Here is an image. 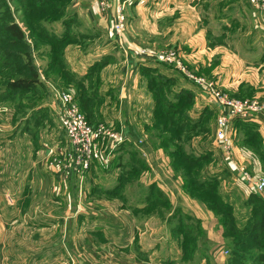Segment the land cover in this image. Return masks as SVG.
Returning a JSON list of instances; mask_svg holds the SVG:
<instances>
[{"label": "crops", "instance_id": "0c3cea01", "mask_svg": "<svg viewBox=\"0 0 264 264\" xmlns=\"http://www.w3.org/2000/svg\"><path fill=\"white\" fill-rule=\"evenodd\" d=\"M244 3L249 10L253 11L250 0H114L104 9L101 8L98 0H72L68 9L72 15L71 22L67 25L63 21L55 22V29L52 30L60 35L65 31L64 28L70 25L72 29L75 27L77 33L80 32L78 34L80 37L74 36L73 41L66 42L62 54L70 74L75 79H80L83 85L80 86L73 81L67 82L57 73L46 70L49 49L47 46L39 47L36 49L37 56L34 55L36 57L34 63L38 68L41 85H37L34 94L30 96V99H34L33 102L38 100L31 109L30 117L32 118H26V125L19 130L16 125L12 128L5 125L8 118L0 114V166L12 165L14 168L17 154L32 160V164H29L27 179L35 188L29 190V195L33 198H41L40 206L46 207L45 216L49 221L20 222L36 227L37 232L33 236L29 235V238H22L29 239L27 247L22 250L14 249L17 248L21 239H17L15 233L7 239L0 240V249H13L0 252V264H163L167 260L170 264H205V260L211 259L214 255L211 250L202 248L197 249L189 260L184 259L180 247L181 239L177 238L178 236L175 238L170 236L167 239L165 233L160 232L162 223L165 224L167 220L161 219L159 222H154L152 221L154 214H145L149 199L157 195L155 194L157 189L163 196L164 203H170L172 200L173 191L170 190L168 183V186L164 183L159 184L160 180L163 181L162 177L159 179L158 176L155 178L152 176L151 179H147V182L137 179L136 191L129 190L134 183L126 179V188L124 195L120 196L122 199L120 202L114 199L115 191H112L110 196L108 192H102L98 188L102 181H105L104 190L114 189L119 175L114 170L121 171L122 179L128 176L123 175V171L129 168L127 166L129 162L125 157L122 159V154L130 145H136L140 150L150 146L142 133L145 132V124L151 121L143 120L140 124L137 122L141 120V113L146 108L143 106L145 101L148 107L150 106L148 115L151 114V109L153 115L155 109L154 95L147 85L143 68L153 69V77L158 80L160 76L172 78L166 84H171L173 90L190 91L192 103L188 113L200 118L199 123L211 113L212 109L214 111L216 109L213 98L204 87L197 85L174 67L139 56L137 53L140 48L159 51L167 49L165 46H171L179 49L183 64L195 76L213 82L218 88L232 90L233 94H244L243 87H247L248 95L264 98V75L262 76L259 72V69L264 67V61L244 62L239 53L232 51L230 56L226 49V45L229 46L231 43L228 40L227 29L233 27V22L237 20L241 5ZM118 4L124 6V27L121 34H116L113 28L115 7ZM211 16L217 24L219 23L215 24V27L209 24ZM223 21L228 22V27H224ZM58 26L61 28L57 31ZM165 70L171 73H166ZM45 82L49 86L54 85L72 92L90 121H103L93 119L104 117V122L107 123L109 122L107 120H110L107 119L109 116L111 121L115 120L114 124H116L112 127L123 133L125 141L116 151L107 156L108 161L104 165V167L108 166L106 169L100 170L103 165L93 160L83 178H80L79 174L70 167L61 170L48 163L49 159L52 160L56 156L64 159L67 142L65 135H62L58 102ZM173 96L170 95V99L175 100ZM82 101L85 102L87 110ZM254 123L260 141L264 144V118ZM152 125L153 121L147 127ZM55 133L59 134L57 143L51 144L50 141ZM60 134L64 137V141L59 139ZM139 139L142 140L141 143H138ZM24 142L27 144L26 148ZM211 145L207 149L211 152V158L203 167V170L211 173L205 172L203 176H215L220 187L227 183L225 188L221 187L218 191L232 205L233 213L237 217L235 198L239 196L242 201L241 206H246L245 198L252 191L236 173V168L239 163L247 162L248 169L256 174L261 170L260 163L255 154L248 152L247 145H236L232 149V162L221 158L222 168L214 167L215 169L207 170L217 160L216 158L225 157L216 142H212ZM21 146L25 149L22 154ZM137 159L142 162L139 156ZM168 165H171V161ZM148 169L145 166L142 169L143 173H146ZM233 171L237 174L235 177L232 176ZM167 174L172 176V180L168 178L169 181L166 182L179 183L176 202L186 198L191 200L184 192L183 175L175 174L170 169ZM8 176V181L15 179L13 172L8 173ZM0 179L4 177L0 176ZM85 179L88 181V187L83 188L81 182ZM27 192L23 191L22 195L25 193L27 195ZM0 196L1 201L12 205V199L6 191L1 193L0 190ZM85 196L89 198L86 199ZM53 205L61 208L65 217L62 214L59 216L50 214ZM175 206V212L185 211L184 204L178 203ZM70 209L77 216L81 215L83 218L80 219L81 223L87 221L89 226L87 225L84 229L87 230L88 235L87 233L74 235L70 231L74 223L66 216ZM155 212L156 215L162 216L164 210L156 209ZM166 213L172 212L166 210ZM247 216L248 214H245L243 221ZM171 217V215L168 216L169 223ZM15 222L17 221H7L5 228H13ZM38 229H61L62 235L59 238L43 237ZM124 229H130V231H124ZM90 230H93V235L98 232L108 233V231L112 234L102 237L93 236ZM169 232L176 235L181 233L172 226ZM36 233L39 236L35 237ZM220 236L223 243L221 231ZM32 238H38V243L35 244L39 249L31 247L30 239ZM211 241H213L212 246L220 245L214 238ZM215 259L217 261L218 258Z\"/></svg>", "mask_w": 264, "mask_h": 264}, {"label": "rangeland", "instance_id": "374dc122", "mask_svg": "<svg viewBox=\"0 0 264 264\" xmlns=\"http://www.w3.org/2000/svg\"><path fill=\"white\" fill-rule=\"evenodd\" d=\"M72 0H69V2L65 3V13L66 16L71 15V12L68 10L70 8ZM252 10L253 7L250 5ZM64 8L63 2L59 0H48L41 2V0H0V114L4 115L5 118H8V121L4 123L5 125H8V127H13L16 125L19 130L23 128L26 125V118H29L32 114V107L34 106L35 102L38 100H35L33 102V98L30 99V96L34 94L36 87L33 88H27V87H9L7 86V82L19 78V76H25L27 69L26 67L21 64V62L24 61V56L22 58V54L25 52H30L33 61L35 62V56L36 54V49L39 47H50L51 45H54L53 41L50 40V37H45L42 35H39L38 33L29 30L26 18L23 16L24 13L25 15L28 16L29 20L32 21V24L36 28L43 27L44 30H46L49 34L51 35H59V33H56L52 29H55V22L62 21V19H58V15L55 13L61 14V10ZM237 12V11H236ZM214 13V12H213ZM229 16V15H228ZM52 19V20H49ZM211 21H209L210 26H214L217 24V22L214 21L212 16L210 17ZM9 21H13L15 25L19 28V30L22 32L23 36L21 38L16 37L11 32H8L5 30L3 27L5 23H8ZM224 27H228V22L223 21ZM219 24V23H218ZM217 24V25H218ZM61 27L58 26L56 30L58 31ZM219 28V27H218ZM65 31L71 35V36H76L77 38L80 37L78 35L79 33L76 32L75 27L72 29V27L69 25L68 27L64 28ZM227 33L229 34L228 40L231 42L228 45H226V49L228 50L230 56L231 52L234 51V53H239L241 55V58H243L244 62H249L251 63H258V62H263L264 61V19L262 18V15L260 13H257L256 11H251L247 7V5L244 3L241 5V10L237 15V20L233 22V27H228ZM53 39V38H52ZM69 42V41H68ZM51 44V45H50ZM167 48H170L171 46H165ZM172 48V47H171ZM233 53V54H234ZM35 55V56H34ZM50 55L47 54V58H49ZM39 60V59H38ZM46 60V59H45ZM48 60V59H47ZM40 62V61H39ZM45 62V61H44ZM41 62V63H44ZM151 63V62H150ZM45 64V63H44ZM246 65V64H245ZM14 67V68H13ZM165 67V66H164ZM172 67V66H170ZM12 69H15L16 71L12 72ZM250 69V68H249ZM177 70V69H176ZM254 70V69H252ZM10 71V72H9ZM166 73H171L168 70H165ZM260 74L263 76L264 75V67L259 69ZM40 75H42L40 73ZM43 79V77H41ZM209 81V80H208ZM46 83V82H45ZM47 84V83H46ZM48 85V84H47ZM215 85V84H214ZM49 86V85H48ZM217 87V86H216ZM38 88V87H37ZM51 88V86H49ZM223 93L227 94L230 97H235V98H245V97H255V96H250L247 94V87H243L244 94H233L232 90L229 89H221L219 88ZM258 98V97H257ZM262 99V98H261ZM146 108L143 113H141V120L138 121V124L142 123L143 120L144 122L147 120H150L151 122L149 124H145V132L142 133V135L147 139L149 142L150 146H147L146 148H143V150H140L138 146L136 145H130L128 149L126 150V154L123 153L122 159L125 157L127 158V162L129 164L127 166H130L131 160L130 158L132 157H137L139 156L142 160V164H138L137 166L140 167V170L134 171L131 173V175H128L125 179H122L120 177L121 171L114 170V172H117L118 178L116 182V189L114 192V199L118 200L119 202L122 200L120 196L124 195V190H125V185H126V179L130 180V182H133V186L129 188L130 191H136L135 185L137 183V179H141L143 182H147V179H151L152 176L155 178L156 176L162 177L161 179L163 181H159V184L162 185H168L170 186V190L173 192V197L170 203H164L163 202V196L159 197L157 196L156 198H150L148 202V208L145 212V214H154V219L152 221H157L163 219L167 220L165 224L162 223V229L160 232L165 233V237L167 239L170 238V236H173L175 238H180L182 240L183 234H186L188 236H192L189 238L188 242H191L190 244H195V250L197 249H206L207 251L210 249L212 254H214L211 259L205 260V264H239L234 258H232V262L230 263L229 257L230 255V248L236 249L239 253L243 254V258L248 261V264H264V259H259L257 257V254L260 249L264 247V238H256V237H250V235H245V236H237V235H231L228 230H225L226 235H228V238L224 237L223 231L224 227L226 228V225H223L222 222L220 221L221 219L224 220L227 219L229 220L223 213L215 212L213 211L209 206L208 203L206 202V198H204V194L202 189H196L194 188L193 191L199 192L201 195L200 196H191L187 193L186 190L184 192L191 198L189 200L186 198V200H181L179 202H176V197L178 195V189L179 183L178 182H166L169 181L168 178L172 180V176H170L168 173V170L170 169L171 172L175 174H182L184 171L186 172L185 166L177 165L175 168L172 165H168L170 161H172V156L169 154V151H173L175 149V146L177 143L181 142V145L183 146L185 151H189L192 149V153L194 154H201L204 153L207 150L208 147L212 146V142H216L215 139V128H216V114L214 109L211 110V113L207 114L204 119L199 123L200 126H205L207 127V131L204 132H199L198 135L196 133H191V132H184L181 138L180 142H174V143H162V138L164 136H171V132H164L161 135L155 134V127L152 125L150 127H147L152 124V121L156 124V122H160V117L154 116L153 110L151 109V114L150 113V106L148 107L147 101L144 102V105ZM15 107V109H14ZM110 114V112H108ZM13 114V116H12ZM157 114L159 112L157 111ZM12 116V118H11ZM111 116H109L107 120L109 122L105 123L104 122V117L102 118H94L93 120H103V121H94L96 124L97 123H103V124H110L115 125L114 121H111ZM32 117H30L31 119ZM155 120V121H154ZM170 126V125H169ZM171 127V126H170ZM17 128V129H18ZM116 129L115 127H113ZM198 131V128L196 129ZM238 131L234 129V132H232V148L235 147L236 145H244L243 141L241 140ZM61 135V134H60ZM64 136V131L63 134ZM61 135V136H62ZM59 139H63L64 137L62 136ZM172 136L175 138L176 134H172ZM59 137V134H54L52 137L50 143L51 144H56L57 143V138ZM66 139V138H65ZM25 143V142H24ZM60 143V142H59ZM24 145V144H23ZM26 143H25V148H26ZM246 145V144H245ZM248 146V145H247ZM25 149L23 146L20 147L21 154L23 153ZM195 150V151H193ZM4 152V150H2ZM248 152H250L252 155H256L258 158V161L261 166V170L259 172H256L254 174L249 170V165L247 162L246 164L239 163L237 166V174L239 175V168L244 167L251 176L254 178H264V164L260 160V158L257 156L256 152L251 146H248ZM217 157V156H216ZM221 158L226 159V157H219L216 158L217 160L209 166L207 170H212L215 169H220L223 167L221 163ZM51 160H48V163ZM116 161V158H115ZM233 161V156H230V161ZM177 162L176 164H178ZM29 164H32V160L27 158V157H22L17 154V157H15V165L14 168L12 165H4L0 166V176H3L4 179H0V190L1 193L7 192L9 194V197L12 199V205H9L6 203V201H1V196H0V207H1V212H0V240L7 239L8 237H11L15 233V237L21 238L19 239V244L17 245V248H14L15 250H22L24 247L26 248L28 245L29 239L23 240L22 238H29V235H34L35 232H37V228L33 227L31 225H25L24 223L20 222H33V223H39V222H49L47 221L48 218L45 216V209L46 207L40 206V200L41 198L39 197H31L29 195V190L31 191V188L33 187L31 182H29V179H27V174L29 170ZM147 166L148 171L146 173H143L142 169ZM71 170L79 174L80 178H83L84 174L86 171H78L73 169V166H69ZM108 167V166H107ZM107 167H102V169H106ZM152 167L154 170L152 171ZM204 167V165H203ZM203 167L200 169H197V171L200 174H205L211 173L210 171L203 170ZM111 170V171H112ZM224 170V169H223ZM14 173L15 174V179L9 180L8 181V173ZM221 172V171H219ZM234 172V171H233ZM235 172L232 173L235 177L237 175ZM165 180H164V179ZM100 182V181H99ZM142 182V183H143ZM226 182V180L224 181ZM30 183V184H29ZM77 188L79 189L80 187V182H77ZM103 183V184H102ZM101 185H99L100 190L102 191L104 188V184H106L105 181H102ZM139 183V182H138ZM223 184V182H221ZM82 187L86 188L88 187V181L85 179L83 182H81ZM64 186V183H62ZM144 185V183H143ZM167 185V186H168ZM227 183H224L221 185L222 188H225ZM212 186V185H211ZM217 190H220V184L216 186ZM165 188V187H164ZM110 189V188H109ZM112 189V188H111ZM166 189V188H165ZM213 189V188H211ZM27 192L24 195H22L23 191ZM105 191H109L108 189H105ZM105 192V193H106ZM240 192V191H239ZM136 193V192H135ZM159 191L157 189L155 194H158ZM96 195V194H95ZM261 197L264 198V191L259 193ZM109 196V195H108ZM111 196V195H110ZM73 197H71L72 199ZM84 198H89L85 196ZM155 198V199H154ZM237 201V217L235 216V220L237 222V226H241L245 223L244 217L245 214L250 213L251 207L248 205L241 206L242 201L239 196L235 198ZM178 203L184 204L186 207L184 208L185 211L181 210L180 213L177 211L175 212V205ZM114 206V205H112ZM116 206V205H115ZM51 211L50 214H53L54 216H59L63 215L65 217V213H63L62 209L58 208L57 206L53 205L51 206ZM48 210L49 207H47ZM158 209H163L164 213H162V216L156 215L155 210ZM246 209V210H245ZM166 210H170L172 213H166ZM174 211V213H173ZM172 216L170 219L169 223V218L168 216ZM69 220H72L74 223H72L73 229L70 230L74 233V235L79 234V235H85V233L88 232L84 228H87V221L84 223H81L80 219H83L80 216H77L75 212H73L71 209L69 210L68 215H66ZM147 216V215H146ZM248 217V216H247ZM61 219V218H60ZM59 219V220H60ZM17 221L15 222V225L13 228L6 229L5 228V223L8 221ZM61 220H64L63 218ZM85 220V219H84ZM83 221V220H82ZM89 226V225H88ZM99 226V225H97ZM172 228H177L178 230L181 231L179 234L175 233H170V227ZM242 227V226H241ZM118 229V228H116ZM130 231V229H124V231ZM221 235L223 236V243L221 242V236H220V231ZM39 234L43 237H51V238H59L62 235V230L57 229V230H46V229H38ZM43 234H41V233ZM90 232L93 235V230H90ZM96 232V230H95ZM132 232V231H131ZM112 234L110 231L108 233L102 232V234L95 233L93 236H104V235H109ZM38 233L35 234V237L39 236ZM134 236L136 235L135 233L133 234ZM145 236V235H144ZM148 236V235H147ZM215 240V242H219V246H212L211 239ZM38 238H32L31 240V247L39 249L38 246H36L35 243H38ZM207 240V241H205ZM218 240V241H217ZM232 240L238 241L239 243L234 244L232 243ZM231 241V242H230ZM246 243V244H245ZM24 244V245H23ZM262 244V246H261ZM49 247H54L53 245H49ZM181 247V246H180ZM222 247V248H221ZM13 249L9 248H3L0 249V252H7L11 251ZM182 250V249H181ZM193 252V253H194ZM186 255H189V252L186 253ZM223 256V257H221ZM215 258H218L217 261ZM238 259V258H236ZM186 260H188L186 258ZM169 260L165 261L166 263ZM165 262L163 264H165ZM1 263V262H0ZM145 263V261H144ZM204 263V262H203Z\"/></svg>", "mask_w": 264, "mask_h": 264}, {"label": "trees", "instance_id": "16d2710c", "mask_svg": "<svg viewBox=\"0 0 264 264\" xmlns=\"http://www.w3.org/2000/svg\"><path fill=\"white\" fill-rule=\"evenodd\" d=\"M48 1V0H41V2ZM63 2L64 8L61 10V14L55 12L58 15V19H62L63 23L67 25L68 22H71L72 15H68V17H65V6L69 0H59ZM66 13V14H65ZM26 18L28 29L32 30L39 35L50 37L54 43V45H51L48 47V54L50 57L47 60V69L48 71H53L54 73H57L58 76L61 78L67 80V82L73 81L76 82L78 85H83L81 80H77L74 78L73 75L70 74L69 70L67 69L64 59H63V47L66 44L67 41H73L75 37L71 36L67 30L61 33L60 35H51L46 30H44L43 27L40 26V28L34 27L32 24V21L29 20L28 16L23 15ZM52 20V19H49ZM5 30L8 32L13 33L16 35V37L21 38L23 36L22 32L19 30V28L15 25L13 21H9L8 23H5L4 26ZM53 38V39H52ZM22 58L24 56V61L21 62L26 69L27 72L25 76H19V78L12 79L7 82V86L15 88V87H27V88H33L36 87L39 84V72L38 68L35 65L31 53L25 52L22 55ZM14 68V67H13ZM144 74H146L147 77V85L150 88V90L153 92L154 100H155V109H154V116L160 117V122H156V124L153 122V126L155 127V134L161 135L164 132H171V136L167 135L162 138V143H174V142H180L183 133L185 132H191L196 133L198 135L199 132H206L207 127L200 126L198 117H193L189 115L188 110L191 107V93L188 90H180L179 92L176 90L171 89V84H166L168 80H171L172 78H166V77H159V80L154 78L153 76V69H150L149 67L143 68ZM152 70V71H151ZM16 71L15 69H12V72ZM10 72V71H9ZM148 72V74L146 73ZM170 95H174L173 98L175 100L170 99ZM82 104L84 105L85 109L86 105L85 102L82 101ZM81 111L84 113V110L82 107L79 106ZM157 111L159 114H157ZM85 114V113H84ZM86 116V114H85ZM87 118V116H86ZM88 119V118H87ZM89 122H92L88 119ZM155 121V120H154ZM202 121V120H201ZM171 127H170V126ZM234 127L238 131L239 136L244 144L251 146L254 151L256 152L257 156L260 158V160L264 164V144L260 141V138L257 134L256 125L254 122L249 120H241L236 119L234 121ZM198 128V131L196 129ZM184 133V134H185ZM172 134H176L175 138L172 136ZM175 150L169 151V154L172 156L171 165L174 166V168L177 165H183L187 169L186 172L184 171L182 173L184 177V188L187 191V193L191 196H200L201 194L199 192L193 191L194 188L196 189H202L204 194V198H206V202L208 203V206L215 212L223 213L229 220L225 219L220 220L223 225H226V228L224 227L223 235L224 237L228 238V235H226L225 230H228L231 235H250V237H258V238H264V198L261 197L259 194H255L253 192H250L246 198H245V204L251 207L250 213L248 217L245 220V223L241 226H237V222L235 220V216L233 214V207L232 205L226 201L217 190L218 180L215 176H203L200 174L197 169H200L203 167V165L206 164V162L209 161L211 158V152L209 150H204L206 152L199 154H194L189 151H185L183 146L180 143H177L175 146H173ZM131 163L129 168L123 171V175H130L134 171L140 170V167H138L137 163L139 162L142 164L137 157H132ZM179 162L178 164H176ZM181 163V164H180ZM212 185V186H211ZM118 186H114V189H108L107 191L109 195L113 193ZM213 188V189H211ZM100 190V188H98ZM101 191V190H100ZM105 190L103 189L102 192ZM111 191V192H110ZM113 191V192H112ZM159 197H161V194H157ZM155 195V198L157 197ZM154 198V199H155ZM226 222V224H225ZM192 236H188L186 234H183L182 240H180L181 249L183 252V258L184 259H190L194 250H195V244H190L189 238ZM231 242V241H230ZM232 243L237 244L238 241L232 240ZM246 244V243H245ZM262 246V244H261ZM189 252V255H186V253ZM230 257L229 260L230 263L232 262V258H234L239 264H248V261L243 258V254L239 253L236 249L230 248ZM257 257L259 259H264V247L259 250ZM238 258V259H236ZM165 264H170V262H165Z\"/></svg>", "mask_w": 264, "mask_h": 264}, {"label": "built area", "instance_id": "2783aa9c", "mask_svg": "<svg viewBox=\"0 0 264 264\" xmlns=\"http://www.w3.org/2000/svg\"><path fill=\"white\" fill-rule=\"evenodd\" d=\"M102 9L107 8L114 0H98ZM118 1V0H117ZM253 11L260 13L264 19V0H250ZM122 5H116L114 14V32L121 34L124 27ZM143 58L172 66L194 83L204 87L214 100L216 107V144L221 148L227 161L232 156V132H234V121L236 119L249 120L252 122L264 118V98L245 97L235 98L223 93L213 82L205 80L200 76L190 73L182 62L179 49L167 48L152 51L140 48L137 53ZM58 102L61 127L67 142L64 159L57 156L49 163L59 169L69 168L78 171H86L90 168L93 160L101 165H106L110 154L116 151L125 141V136L119 130L103 123H91L79 108L72 92L50 85ZM236 130V129H235ZM142 140H138L141 143ZM239 176L244 180L251 191L259 194L264 191V178H254L244 168H239Z\"/></svg>", "mask_w": 264, "mask_h": 264}]
</instances>
